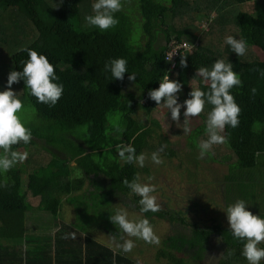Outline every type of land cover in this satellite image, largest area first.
Masks as SVG:
<instances>
[{
	"label": "trees",
	"instance_id": "trees-1",
	"mask_svg": "<svg viewBox=\"0 0 264 264\" xmlns=\"http://www.w3.org/2000/svg\"><path fill=\"white\" fill-rule=\"evenodd\" d=\"M92 2L63 0L58 7L56 0H0V58L7 63L0 62L1 86L10 70L22 68L21 62L27 59L24 48L44 54L64 86L53 107L37 103L22 81L11 86L21 102L32 107L34 124L27 126L32 133L30 143L12 146V150L27 151V159L0 177L5 183L0 188V239L23 238L25 249L0 244V264H145L115 248L122 241L108 216L120 205L139 212V197L122 181L138 178L147 170L125 164L116 156L115 145L130 143L137 153L155 150L159 125L153 116L147 122L138 116L140 109L149 115L156 105L147 98L148 90L158 87L168 72L170 80L181 83L178 102H182L191 82L193 88L208 89L207 82L194 77L195 68L210 66L217 59L231 63L239 74L241 86L233 87L231 94L241 111L239 125L226 126L222 133L227 143L211 148V153L220 151L216 156L220 160L210 158L226 165L225 199L243 200L254 215L264 217V181L252 176L264 154V61L248 47L245 55L237 56L223 43L227 35L239 38L236 30L241 23L264 39V0H122L121 11L115 14L118 24L103 33L84 24ZM244 4L251 9L240 10ZM202 18L207 23L205 32L198 25ZM160 32L166 44L159 43ZM181 39L194 48L182 56L185 67H180L178 59L170 69L165 52L171 40ZM115 58L127 61L128 71L136 74L133 81L127 73L123 80H111L103 66ZM210 109L205 105L196 117L202 140L207 139L204 126ZM226 153L230 154L226 157ZM168 155L173 154L168 151ZM22 178H26L24 187ZM85 182L94 190L81 192ZM238 182L247 187L241 190ZM64 202L77 217L69 224L62 218ZM33 211L48 213L56 224L43 228L45 236L23 232L25 214ZM142 215L149 221L185 224L184 218L163 209ZM189 226L187 237L178 231L161 240L155 260L199 264L210 239L217 236L224 249L219 264H247L240 254L242 243L232 238L228 228L218 223ZM97 236L108 237L114 247L101 243Z\"/></svg>",
	"mask_w": 264,
	"mask_h": 264
},
{
	"label": "clouds",
	"instance_id": "clouds-1",
	"mask_svg": "<svg viewBox=\"0 0 264 264\" xmlns=\"http://www.w3.org/2000/svg\"><path fill=\"white\" fill-rule=\"evenodd\" d=\"M56 3L59 7L63 0H56ZM90 7L91 14L83 17L86 27L101 33L116 27L118 18L115 14L121 11L122 0H93ZM223 43L237 56H243L246 53L247 42L242 38L227 35ZM21 50L26 52L27 59L21 62L23 66L20 70L8 72L3 90H0V177H4L15 165L27 159V151L12 150V146L27 145L32 136L31 129L21 119L22 102L11 86L22 81L28 94L34 97L37 103L49 107L56 105L64 91L63 84L58 82L59 78L53 64L44 54L31 48ZM179 64L182 68L186 66L184 57L180 58ZM103 68L110 74L111 80H123L125 73L129 81H133L136 77L135 73L128 71L127 61L124 58L108 59ZM166 73L158 82V87L148 90L147 98L154 101L156 107L166 108L173 122L179 120L180 110L183 108V133L185 134L190 131L188 121L198 117L205 110V105H210L211 109L207 112L204 126L207 139L197 145L198 158L202 159L206 155L210 157L213 145L227 143L226 136L222 134L225 127L236 128L239 125L241 109L231 94L233 87L241 86L239 74L232 70L231 63H226L222 59L215 60L210 66L195 68L194 77L207 82L208 89L203 91L200 88H191L187 98L178 102L181 83L176 79L170 80L168 72ZM163 147L162 144L157 151L151 153L150 159L153 164L162 163L159 153L163 151ZM115 151L116 156L125 164L135 163L139 167L144 166L145 155L137 153L132 144H117ZM122 183L131 194L139 197L137 204L141 214L156 213L160 210L156 196L153 195L157 191L154 184L141 183L136 177L131 181L125 179ZM3 187L5 183L0 180V188ZM223 212L228 224L227 231L231 233L234 240L243 245L241 256L247 264H261V261H264V247L259 245L264 241V217L252 214L247 210L245 202L240 199L228 204ZM108 219L119 230L116 236H119L122 242L117 243L116 247L124 253L131 252L135 246V241L131 238L142 240L149 245H158L160 242L147 218L130 219L128 213L123 208H119L108 216ZM124 236L130 239H124ZM230 256L231 252L227 254L226 259Z\"/></svg>",
	"mask_w": 264,
	"mask_h": 264
},
{
	"label": "rangeland",
	"instance_id": "rangeland-1",
	"mask_svg": "<svg viewBox=\"0 0 264 264\" xmlns=\"http://www.w3.org/2000/svg\"><path fill=\"white\" fill-rule=\"evenodd\" d=\"M239 9L249 11L251 7H249L248 4H244L239 6ZM213 16L214 15H212V17ZM198 25L200 26V29L204 26V29H202L204 32L207 30V23L203 18L198 21ZM160 30L163 31V29ZM236 32L238 33L239 38H242L247 42V47L253 55L260 61H264V39L254 33L253 29L245 23H241ZM161 35L162 37L159 40V43L161 45L166 44L163 33H161ZM1 55L2 53H0V57ZM0 62L7 65L6 61H3L1 58ZM190 84L191 88H193L194 82H191ZM3 87L0 84V90H3ZM131 88L132 86L128 85L126 89L130 91ZM22 105L23 110L21 113V119L26 123V126L34 124L32 122L34 121V111L32 107L25 102H22ZM180 111V118L182 120L180 119V122L178 123L171 121L170 114H167V109L162 106L156 107L155 105L149 115H147L142 109H140L138 113L139 118L145 122L148 121L149 117L153 116L159 125V129H156V133L157 135L160 134V140L154 137V143L160 141L159 144L154 146L156 149L145 151L143 153L145 155L143 167L147 170L145 172L141 171L138 180L141 183H151L156 186L157 191L153 193V195L156 196V201L160 205V209L168 211L174 215L176 214L178 217H182L185 220V224L181 225L180 222L173 221L172 223H169L168 221L152 218L149 222L153 226L160 242L168 235L174 236L178 231L187 237L191 229L189 225L193 222H196L197 226L202 228L217 223L222 227L228 228L223 210L228 204H231L236 200L232 198V200H228V198L225 199L224 197L225 192L223 183L225 180L223 177L227 174L225 163H216L207 155L202 159L198 158L197 145L202 141V138H199V128L202 129L201 123L196 117L191 118L188 121L190 131L187 134L183 133V108H181ZM111 121L114 122L115 119H111ZM162 144L164 146L163 151L159 153L162 163L160 165L153 164L150 159L151 153L157 151ZM168 151L172 152L173 155H168ZM219 153L214 150L212 156L218 158L217 160H220L219 157H216L217 155H220ZM229 154L230 153H226V157ZM260 156L264 157V154H261ZM135 166L137 165L135 164ZM143 167L139 168L141 169ZM254 171L260 173V181H264V170L260 171L257 166ZM22 183L24 187L26 184V178H22ZM237 186H242V182H238ZM246 187L247 185L242 186L240 189L244 190L243 188ZM93 190L94 189L89 187L87 182H85L84 188H82L81 192L84 191L85 193H88ZM62 201H64V198ZM120 207L128 213L130 219L136 220L144 218L139 212L133 211L123 205H120ZM250 212L253 214L252 211ZM62 213L63 221L66 224L71 223L72 219L77 218L76 215L73 217L74 212L71 206H67L65 202L63 203ZM23 222V232L34 236H38L48 223L51 224L52 228L56 226L48 213L39 211L26 213ZM54 230H56V228ZM97 238L101 243L106 244L111 248L114 247V244L108 241V237L97 236ZM123 238L130 239L127 236H124ZM131 239H134L135 246L131 252H127L128 256L138 259L145 264H163L162 260H155V253L158 245H149L145 244L142 240H135V238ZM15 242H18V244L15 245L17 247H21V243L24 244L22 238ZM0 243L9 244L10 241H0ZM262 244H264V241L260 243V245ZM115 248L117 247L115 246ZM223 251L224 249L219 242V239L217 236H213L209 241L207 251L204 253L202 261L199 264H219ZM187 264H194V262L189 261Z\"/></svg>",
	"mask_w": 264,
	"mask_h": 264
},
{
	"label": "built area",
	"instance_id": "built-area-1",
	"mask_svg": "<svg viewBox=\"0 0 264 264\" xmlns=\"http://www.w3.org/2000/svg\"><path fill=\"white\" fill-rule=\"evenodd\" d=\"M204 29V26H202ZM194 45L188 42L185 39H181L180 41L171 40L168 45V50L165 52L166 60L171 62L170 69L173 68L174 62L180 59L184 53L192 52Z\"/></svg>",
	"mask_w": 264,
	"mask_h": 264
},
{
	"label": "crops",
	"instance_id": "crops-1",
	"mask_svg": "<svg viewBox=\"0 0 264 264\" xmlns=\"http://www.w3.org/2000/svg\"><path fill=\"white\" fill-rule=\"evenodd\" d=\"M258 164H260V165H258V167H259V169H260V171H263L264 170V168H263V166H264V157H259V160H258ZM257 168V167H256ZM252 176H256V178H259L260 177V173H258V172H254L253 174H252ZM23 226H24V222H23ZM48 226H50V227H52L51 226V224L50 223H48V225H46L45 227H48ZM42 231V230H41ZM54 231H56V230H54L53 229V231L50 233V235L49 236H51V238H53V235H54ZM30 235V234H29ZM30 236H34V235H30ZM41 236H45V233L42 231L38 236H34V237H41ZM23 239V238H22ZM6 240H8V241H10V243L9 244H2V243H0L1 245H16V244H18V242H12L11 241V239H0V241L2 242V241H5L6 242ZM19 240V239H18ZM17 240V241H18ZM24 240V239H23ZM24 248H25V241H24V244L23 243H21V249H23L24 250Z\"/></svg>",
	"mask_w": 264,
	"mask_h": 264
}]
</instances>
